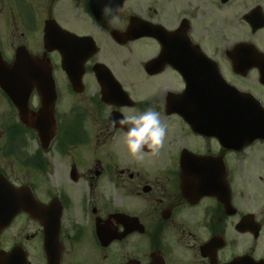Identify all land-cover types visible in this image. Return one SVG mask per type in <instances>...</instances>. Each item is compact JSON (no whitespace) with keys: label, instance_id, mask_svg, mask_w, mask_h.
<instances>
[{"label":"flooded vegetation","instance_id":"1","mask_svg":"<svg viewBox=\"0 0 264 264\" xmlns=\"http://www.w3.org/2000/svg\"><path fill=\"white\" fill-rule=\"evenodd\" d=\"M126 1L109 21V0H0L5 65L44 74L0 87V252L49 264L51 232L59 264H264V0ZM57 46L87 56L80 78ZM148 108L168 134L136 160L112 121Z\"/></svg>","mask_w":264,"mask_h":264},{"label":"clouds","instance_id":"2","mask_svg":"<svg viewBox=\"0 0 264 264\" xmlns=\"http://www.w3.org/2000/svg\"><path fill=\"white\" fill-rule=\"evenodd\" d=\"M101 13L113 21H119V5L111 3V0L103 5ZM96 27L102 30L98 23ZM112 123L121 127V142L126 154L136 160L155 156L164 145L168 134V124L161 119V114L152 108L141 112L129 111Z\"/></svg>","mask_w":264,"mask_h":264},{"label":"rangeland","instance_id":"3","mask_svg":"<svg viewBox=\"0 0 264 264\" xmlns=\"http://www.w3.org/2000/svg\"><path fill=\"white\" fill-rule=\"evenodd\" d=\"M119 5V16H122L124 14V12L127 14V10L129 9V6L127 4V1L125 2V0L122 2V4H118ZM124 5V7L122 8L121 6ZM126 8V9H124ZM4 11V10H3ZM5 13L7 12V9L5 8ZM105 17V16H104ZM107 18V17H106ZM206 18H204L205 20ZM110 21V19H109ZM71 23V22H70ZM73 24V23H71ZM203 25V23H202ZM7 28V27H6ZM9 28V26H8ZM263 37V36H262ZM208 42H210V40L208 39ZM103 48H107V45L104 46ZM131 48V49H130ZM129 48V50H131V56H126L129 54V52L127 50H123V54L121 56L126 57L129 60L128 63V69H137L140 67L142 60H146V58L150 55V53L153 51V45L151 42H148L146 40H139L137 43H134L131 45V47ZM121 52V50H120ZM61 70L60 68L56 71V74H60ZM62 73V72H61ZM153 84L158 86V87H163L164 85H168L171 80H170V76L167 73H164L158 77H155ZM145 87V86H143ZM149 87V86H148ZM37 253L35 250L33 251V255L37 256Z\"/></svg>","mask_w":264,"mask_h":264},{"label":"water","instance_id":"4","mask_svg":"<svg viewBox=\"0 0 264 264\" xmlns=\"http://www.w3.org/2000/svg\"><path fill=\"white\" fill-rule=\"evenodd\" d=\"M50 26H51V24L49 22V24H47L45 26V28L48 29V28H50ZM187 44L189 46H193L190 39H188V38H187ZM93 47H94V45L92 44L91 48H93ZM68 59H69V61H68ZM84 59H85V57L79 61V64H75V63L70 62V60H71L70 56H64L63 61H62L63 62V69L69 75H73V76L77 75L80 77V75L83 73L82 70H83ZM2 64H3V62L1 61V58H0V65H2ZM24 72H25V74H23L24 76H26V77L32 76V74L30 73L31 67L25 68ZM5 75H6V68L2 65L0 68V82H1V86L6 89L7 87L4 83L7 79V76H5ZM59 249H60V242L58 240L53 242V241L48 239L46 251L48 253V261L50 262V264H56L55 260L58 262V258H59L58 255L60 254ZM56 253H57V255H56ZM4 258H5L4 256L0 255V264H3L2 262L4 261ZM58 264H59V262H58Z\"/></svg>","mask_w":264,"mask_h":264}]
</instances>
